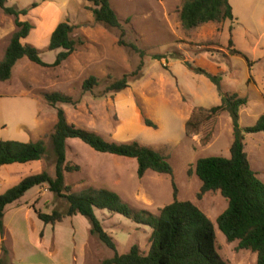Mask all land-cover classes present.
Here are the masks:
<instances>
[{"label":"rangeland","instance_id":"rangeland-1","mask_svg":"<svg viewBox=\"0 0 264 264\" xmlns=\"http://www.w3.org/2000/svg\"><path fill=\"white\" fill-rule=\"evenodd\" d=\"M183 1L110 0L125 30L124 40L135 43L144 55L139 78H131L120 91H105L111 81L132 71L140 57L117 44L119 30L93 20L90 2L7 0L8 6L28 8L21 19L31 22L33 28L22 42L33 45L44 62L50 64L56 58L58 49H48V43L58 22L74 25L71 36L80 43L56 66H39L22 57L14 64L10 78L0 81V140L43 139L47 147L45 158L0 166V193L43 170L53 175L49 136L56 122V107H61L69 123L93 130L107 141L134 139L149 145L167 156L172 168L171 176L147 170L138 177L134 158L98 152L77 138H69L66 161L78 166L77 171L65 173V183L72 191L108 188L131 208L157 214L161 206L172 201V178L177 198L190 200L211 220L221 258L227 264H255V253L238 249L236 240L226 241L217 227L216 218L227 200L219 191H207L198 197L201 182L188 172L199 157L229 156V113L201 119L195 128H185V121L198 107L207 109L220 103L214 85L203 74L194 72L196 67L220 73L222 91L246 97V104L238 112L240 126L253 125L264 114V0H228L232 19L206 22L191 30L180 24L178 12ZM14 30L13 16L0 9V33L4 32L0 37V59ZM232 50L240 51L247 59ZM154 54L164 57L154 59ZM89 76H95L98 84L82 91V82ZM51 91L77 102L52 107L42 97L43 92ZM144 119L154 127L146 126ZM244 144L251 168L264 182V133L245 134ZM26 200L31 210L34 207L49 213L52 209L64 212L66 208V202L53 197L46 184L27 190L21 202ZM95 214L119 253L132 244L147 252V226L106 210H95ZM24 218L28 245L23 251L20 234L11 231L9 245L15 253L12 249L10 264H97L112 254L90 233L89 223L81 215L64 216L55 223L53 232L52 224H44L35 215Z\"/></svg>","mask_w":264,"mask_h":264},{"label":"trees","instance_id":"trees-1","mask_svg":"<svg viewBox=\"0 0 264 264\" xmlns=\"http://www.w3.org/2000/svg\"><path fill=\"white\" fill-rule=\"evenodd\" d=\"M91 3L89 10L93 20L108 28L119 30L117 44L130 48L138 53L140 60L136 67L123 73L121 77L111 81L105 91H120L128 86L129 80L141 75L143 66V51L133 42L124 40L125 30L122 27L110 0H87ZM7 0H0V9L13 16L15 30L12 32L7 46L0 59V81L10 78L16 61L26 57L39 66H56L65 60L76 48L79 40L71 36L75 26L66 22H58L49 35L48 49L57 50L52 63L44 62L38 50L31 44L23 43L33 24L21 19L27 14L28 8L8 6ZM32 7L36 3H32ZM181 27L191 30L206 22H222L232 19V9L228 0H184L178 12ZM233 54L243 55L238 50ZM162 55L154 54L152 58L161 60ZM194 72L203 74L215 87L220 96V103L205 109L198 107L191 117L185 121V128L197 127L201 119H210L223 111L229 113L232 128V141L229 146V156H203L196 159L193 172L201 182L200 197L207 191H219L227 200L225 209L216 218L218 229L226 241H237L238 249L249 250L256 255L255 264H264V182L251 168L244 150V137L247 133H264V114H261L255 124L240 126L239 108L246 104V97L236 92H225L221 88L220 73H211L201 67ZM98 84L95 76L83 80L82 91H90ZM42 97L52 107L57 103L75 104L71 96L59 91L43 92ZM146 126L154 124L144 119ZM187 133V132H186ZM77 138L93 150L131 157L136 160L138 177L147 170L160 174L172 175V168L167 156L149 145L137 140L125 142L107 141L93 130L77 127L66 120L61 107H56V122L49 136L51 152L54 156L53 175L43 170L24 177L17 184L0 193V235H3V214L7 204L19 199L30 188L46 184L53 197L66 202L64 212L52 209L42 212L33 207L36 217L44 224L60 222L64 216L81 215L89 223V231L112 251L111 256L102 259L97 264H227L219 255L216 247V236L211 220L190 200L177 198V189L173 179L172 201L161 206L157 214L147 210H135L125 203L121 197L108 188H85L72 191L65 183V173L77 171L78 166L66 161L67 139ZM47 147L43 139L35 141L0 140V166L12 163H28L45 158ZM95 210H106L117 213L135 224L147 226L150 229L149 247L147 252L140 250L137 244H132L124 253L116 249L112 237L103 229ZM10 251L1 243L0 264H10Z\"/></svg>","mask_w":264,"mask_h":264},{"label":"crops","instance_id":"crops-1","mask_svg":"<svg viewBox=\"0 0 264 264\" xmlns=\"http://www.w3.org/2000/svg\"><path fill=\"white\" fill-rule=\"evenodd\" d=\"M3 35H4V32L0 33V37H2ZM255 172L257 173V171H255ZM37 186L39 187V185H37ZM23 196H21L19 199L15 200V201L7 204L5 206V208H4V214H3V235H2V237L0 235V253H1V243L3 241H4L5 246L8 248V250L10 252H12L13 247L11 248L10 245H9V237L11 236V231L13 229L16 230L17 234L18 233L20 234L21 240L19 238V243H20L21 249L24 251V249L26 247L28 237L26 235V226L24 224V220H25L24 217L34 216L35 213L33 212V210H31V207L27 206V204H28L27 200L21 202V199L23 198ZM56 225L57 224L51 225L52 226V232L55 230V228H57ZM43 229L45 230V227H43L41 229V231H40L41 234L43 233V231H42ZM40 232L38 231V234ZM39 243H40V239H39ZM13 252L15 253L14 249H13ZM11 263L19 264V263L15 262V261H12Z\"/></svg>","mask_w":264,"mask_h":264}]
</instances>
